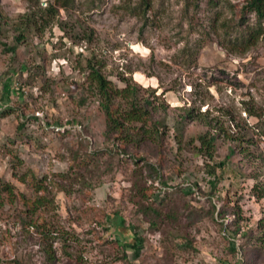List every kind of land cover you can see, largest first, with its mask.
Wrapping results in <instances>:
<instances>
[{"label":"rangeland","instance_id":"obj_1","mask_svg":"<svg viewBox=\"0 0 264 264\" xmlns=\"http://www.w3.org/2000/svg\"><path fill=\"white\" fill-rule=\"evenodd\" d=\"M141 1L75 0L68 13L59 8L63 29L54 25L52 35L46 32L41 39L24 32L26 48L12 54L3 50L12 44V28L46 1L0 0V111L9 113L0 117V179L14 188L13 196L0 198V264H46L32 222L78 237L76 246L66 248L70 258L60 248L53 264H122L116 261L117 236L107 228L108 216L119 211L127 227L143 222L131 199L138 179L143 203L181 214V233L191 246L169 225L158 233L135 229L144 241L139 250H127L130 264H235L241 254L232 255L230 245L240 251L245 242L241 232L233 233L235 214L241 211L244 219L241 231H258L264 199L254 198L252 188L264 182V35L245 52L223 41L229 38L223 23L233 38L244 29L237 25L246 0H223L213 9L207 0L198 8L190 0H149L150 12L138 14ZM245 17L249 25L255 23L251 14ZM82 28L94 33L92 41L73 43L71 35ZM93 57L107 80L121 88L125 79L139 89L140 98L153 101V120H162L167 139L132 149L158 166L167 187L146 176L143 162L134 164L105 138L99 97L88 91L82 72ZM246 106L259 117L245 112ZM190 109L195 119L187 123L178 150L174 126ZM206 131L217 135L220 160L229 147L234 150L222 181L212 189L202 157L184 147ZM83 141L87 148L76 156ZM30 177L42 185L39 192ZM36 197L43 205L33 211L29 205ZM213 204L226 208L224 220L215 212L204 214ZM257 245L258 258L256 252L249 255L247 264H264V241Z\"/></svg>","mask_w":264,"mask_h":264},{"label":"trees","instance_id":"obj_2","mask_svg":"<svg viewBox=\"0 0 264 264\" xmlns=\"http://www.w3.org/2000/svg\"><path fill=\"white\" fill-rule=\"evenodd\" d=\"M38 1H41V3L46 1L45 6L23 15V19L19 20L15 27L12 28L15 32L12 38V44L11 46L4 45V52L15 54L20 47L26 48L25 43L29 40V38L24 35V32H31L32 36L41 39L46 32H48L49 36L52 35V28L54 25L63 29L61 21L59 22V19L57 18L59 8L68 13L75 4V0H27V2L29 4L32 3V5ZM200 1L201 0H190V4L192 2L195 4L194 7L198 8ZM222 1L223 0H207L206 3L210 9H213L218 7ZM140 6H143V8L141 9L142 11H138V14H141V12H143V14L150 12L151 7L149 0H142ZM134 10L135 8H132L129 11L133 16L136 15ZM246 14H251L255 18V23L253 25H249V20L245 17ZM217 17L219 16L217 15ZM238 23L239 24L237 26L241 28L244 26V29L241 30L234 38L231 37V33L227 31L228 26H226L225 23L222 24V27L225 28V35L227 34V36H229V38L223 36V41L225 44L229 45L233 51L240 49L239 52H245L257 43L260 36L264 35V0H246L240 9ZM1 27L2 25H0V30ZM73 31L74 30H70V32ZM93 34L94 33L92 31L87 32L86 28H82L80 32L72 34L71 39L74 40L72 41L73 43H80L84 40L90 43L93 39ZM82 72L84 73L85 83H89L88 91H90L91 94H94V96L96 95L99 97V108L105 117V138L112 141V147H116V150H118L119 153H121L124 157L131 159L134 164L143 162L142 168L146 170V176L158 179L162 186L167 187V182L163 181L159 175L158 166L152 165L146 161L145 158L137 155L134 149H132L133 147L137 149L146 148L147 144L150 142H154L159 145L160 143H163L164 139H167L166 136L169 133L162 124V120H153V112L156 110L153 106V101L149 100L148 97L140 98L139 89L131 85L125 79H123L124 86L121 88L107 80L102 74L101 67H99V63H97L94 57L86 61V66ZM31 76L34 77L37 76V74H31ZM118 100L123 101L121 102ZM244 105L247 104L244 103ZM246 109L247 110L245 112H248L251 117H259V115H257V111L254 109L247 106ZM193 111V109L187 110L185 115L181 117L180 122H177L174 126L173 141L178 150L181 148L179 143H182L183 141V133L187 123L189 120L195 119ZM7 113L8 111L3 109L0 111V117L6 116ZM148 122H152V126L149 128L146 127ZM136 124H140V126L137 127L135 126ZM230 139L233 140L231 137ZM216 141L217 135L206 131L197 134L195 137H190L187 143L184 142V147L192 148L196 154H199L202 157L206 166V176L208 178L207 182L211 189L215 188L216 185L222 181L223 178L221 177V171L228 165L229 158L234 155V150L229 147L228 154L225 159L220 160L218 153H216ZM117 143H119V145H117ZM195 143L198 145H194ZM187 144L189 146H187ZM78 146L79 148L74 151L76 156L79 150L87 148L84 141L78 143ZM159 147H163V144ZM141 169L138 168L136 171L140 172ZM31 179L32 187L39 192L41 190L40 186L42 185L34 178ZM21 181L23 182L25 179L21 178ZM143 188L142 181L138 179L133 183L131 191V193H133L131 195V199L134 198L136 200V212L141 214L144 218L140 225L135 224V228L134 226L127 227L125 225L126 222L123 216L120 215L119 211H113L112 214L108 216L111 217L112 220L108 222L109 225H107V228L112 230L115 238L117 236L114 241L119 249V257L116 261L122 262V264H130L129 253L127 250L135 252L136 250H139L140 245L143 244V237L140 235L138 236V233L134 231L135 229L138 231L140 229H144L148 232L158 233L164 225H169L171 226V230H173L174 234H179V238H181L184 243L191 246V241L186 233H181L183 229L181 225L179 226V216L181 214L178 211H173V209L162 211V208L157 207L156 205L143 203L146 198L143 193ZM13 191V186L0 179V198L2 194L10 195V197L13 196ZM252 192L254 198L257 200L264 199V182L260 183L257 181L252 188ZM208 199V201L211 202L212 196H209ZM42 201L41 197H36L30 203L29 208L33 206L34 211L35 208L43 205ZM214 212L217 213V215L223 220L225 219L226 208L223 206L220 210H218L213 204L204 214L213 216ZM235 216L236 219L234 220V224L236 229L233 233L238 234L241 232L240 235L245 239V242L240 247V251L237 247H235L234 243H231L229 252L232 255L241 254L242 260H238L235 264H247L249 263V255H254L256 252V257L258 258V253L261 252V248H259L257 243L259 244V242H261L262 244L264 241V217L263 219L258 220V231L255 232L252 229H245L241 231L242 225L240 224L243 223L244 220L241 216V211L236 213ZM143 223L146 224V228H142ZM222 225L223 224H221V226ZM30 226L34 228L35 233L42 238L41 241L43 243V248H41V250L44 255L43 263L46 262V264L56 263L57 251L60 248L62 255L66 258H70V253L66 251V248L76 246L79 242L77 236L71 239L70 237L74 236H69V233L63 228H55L43 223L42 225H39L35 222L30 223ZM121 228H124V231H121ZM69 241L73 243L67 244ZM54 243L58 245V248L53 247ZM163 246L165 250L169 252L168 247H166L165 244H163ZM80 259L82 260V258ZM15 264L19 263L15 261Z\"/></svg>","mask_w":264,"mask_h":264}]
</instances>
